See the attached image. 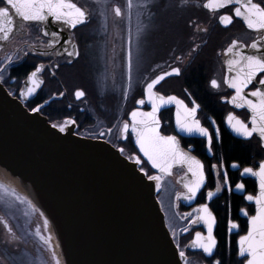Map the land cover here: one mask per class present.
Returning a JSON list of instances; mask_svg holds the SVG:
<instances>
[{
	"label": "snow or ice",
	"instance_id": "obj_1",
	"mask_svg": "<svg viewBox=\"0 0 264 264\" xmlns=\"http://www.w3.org/2000/svg\"><path fill=\"white\" fill-rule=\"evenodd\" d=\"M190 4V0H175L173 4L167 6L165 10L183 11ZM232 5V13L225 11L218 16L219 23L225 27L233 23L234 17H240L246 23L247 28L254 30L257 38L252 39L251 43H246L241 39H232L228 46L222 49V54L226 57L223 66L226 70L222 78H212L209 81V87L216 90L219 94L223 88L233 90L229 95H220V99L225 103H230L237 109H247L250 111V125L241 119L234 111L227 114V125L238 135L245 139L253 138L254 134L258 138L261 147H264V0H205L202 7L207 8L211 13L216 14L220 9H228ZM103 6L107 8L106 0ZM154 9H157L154 11ZM112 11L119 21L127 24L126 34L122 37L121 52L123 60L121 64L123 79L125 84L122 88V96L127 100L128 93L132 90L133 76H139L142 69V45L148 34L153 31V21L158 15V5L155 0H127L126 7L113 5ZM136 16L135 39L132 32L133 15ZM92 11L79 5L75 0H0V39L7 42L13 39V33L16 30L15 17L19 16L22 22L29 26L26 38L22 45L17 44L15 50L11 53L5 52L3 60L0 61V88H2L8 79L15 80V77L8 75V69L18 63L23 57L34 53L40 57L48 59V63H39L33 70L28 72L26 86L15 91L8 92V95L16 99L24 98L30 102L34 97L44 80L41 74L47 69L48 73L55 77L57 70L61 67L59 62L54 60L63 59L64 63L72 64L81 57L79 44L75 40V30L78 26L87 25L92 19ZM147 19L149 23L144 24ZM188 26L194 30V33L207 34V27L200 28L199 23L194 20L188 22ZM37 28V34L33 35L31 28ZM67 32V35H65ZM195 41V35L192 37ZM204 43L201 38L200 43L194 45L187 53L181 51L179 54L173 52L170 71H163L154 77L145 76L143 92L145 98L137 101V104L144 105L147 102L151 105V111H143L142 108H135L130 113V121L117 119L111 127H100L94 134L96 139H105V142L112 144L113 132H116V139L120 142H126L131 134L134 133L138 151L142 153L147 161L150 162L153 170H158L155 175H149L145 170L144 161L139 155H129L126 159L133 160L134 164L139 166V171L150 180L154 181L157 190L162 186L161 181L165 175H171L176 166L185 169L181 181L184 183L185 192L178 194L176 199L182 197L188 201L196 200L201 190L206 187L207 174L205 164L191 155L190 151H185L178 135H165L162 131V121L160 118L161 109L166 105H175V124L180 133H186L190 136H200L207 142V151L211 152L214 141L219 139L220 128L215 126L212 131L204 127L198 118V113L202 110V105L198 103L191 92H187L188 102L176 95H164L156 91L158 85L165 81L167 77L180 76L182 69L187 67L185 61H191L193 53H197ZM5 43L0 42V51H4ZM23 53V57L21 56ZM155 68H160L157 64ZM155 71V69H153ZM65 91L53 93L43 103L31 107L32 113H41L42 109L58 98L64 97ZM76 100H81L86 96L83 89H76L74 92ZM68 107H71L69 105ZM83 111V109H81ZM214 124L215 122L212 121ZM58 128L60 132H70L73 127L77 129L79 135V125L77 119L72 116L64 118L62 123L52 125ZM115 146V145H113ZM119 154H124L125 149H117ZM258 167H244L241 176L256 177L259 183V194L246 196L247 201H254L257 208L254 215L249 216L248 225L244 235L239 237V256L244 257L243 264H264V160L257 162ZM233 168L239 165L233 163ZM209 167L215 170L216 176L222 177L223 183L217 182L215 191H207L206 199L213 201L217 193H220L225 187L232 191V183L229 179V170L224 165L223 160L218 164H211ZM245 184L239 182L235 184L237 191L245 190ZM0 189H7L0 184ZM12 195H15L12 193ZM244 216H248L246 209L241 210ZM181 220H187V225L182 229L183 232H189L192 226L200 225L206 227L205 232L196 231L195 239L181 247L176 244L178 252V264H191L187 252L190 249H198L208 257L213 258L218 247V240L214 234V229L218 224V217L210 207L209 203H201L191 213L180 217ZM7 227V233L11 239L6 240V244H12L16 240V234L7 219L3 220ZM230 225L228 231L239 228L235 220H228ZM171 228V226H170ZM172 235L175 238V229L172 228ZM50 240V237L48 238ZM8 259L11 264H25L22 256H10ZM59 264V260H57ZM212 264H222V260L213 258Z\"/></svg>",
	"mask_w": 264,
	"mask_h": 264
},
{
	"label": "flooded vegetation",
	"instance_id": "obj_2",
	"mask_svg": "<svg viewBox=\"0 0 264 264\" xmlns=\"http://www.w3.org/2000/svg\"><path fill=\"white\" fill-rule=\"evenodd\" d=\"M77 1L81 6L89 8L93 14L87 25H81L75 30L74 38L79 44L81 57L72 64L64 63L62 58L54 60V63L59 62L61 64L56 76L52 77L46 69L41 74L44 84L41 85L34 97L30 98V102L24 98L18 100L28 109H31V107L43 103L53 93L66 90L64 97L46 105L40 114L45 116L52 124L62 123L65 117L72 116L77 119L79 135L90 138H94V134L100 127H111L117 119L129 121V114L136 108L137 101L144 98L145 76L151 78L163 71H169L171 66H177L173 64L172 57L163 58V19L181 21L184 16L187 18L191 14L196 16V12L200 9H204L210 19L214 17L211 20L215 21L211 25V20H208L207 24H199L201 29L205 27L209 29L208 39L204 40L197 53H193L190 62L185 61L187 67L182 69V74L167 77L156 88V91L164 95H176L184 99L185 102H188L189 99L185 90L191 92L196 101L202 105V110L198 113L202 125L208 128L209 131H212L215 126H219V139L214 141L211 152H208L207 142L204 138L183 136L176 130L174 107L166 108L160 114L164 134L178 135L182 148L185 151L191 150V154L205 164L206 187L201 190V194H198L193 204H189L183 197L177 200V195L185 192V188L178 182V177L184 174V170L182 167L176 166L173 168L171 175L164 176L163 190L159 192V199L166 214L167 226L171 234V229H175V238L173 239L181 247L190 245L194 240L196 231L205 232V234L206 231L204 226L196 225L192 226L189 232H183L182 229L188 222L179 224L180 214L191 213L199 204L209 203L218 217V224L214 229L218 247L213 258L221 259L222 264H240V260L243 264L245 258L239 257L237 240L246 233L248 228L247 217L254 214V206L247 202L246 196L249 194L255 195L257 188L253 179L242 177L241 173L244 167H258L257 162L264 160V147H261L255 135L251 139H239L227 129L225 118L230 111H234L245 122L249 121L250 113L247 109H235L230 103L222 101L220 95L230 96L233 90L223 88V91L218 94L216 90L209 87V81L212 78H222L226 70V66L222 67L226 58L222 54V49L226 48L232 39H241L246 43H251L252 39L257 38V34L254 30L248 29L246 23L237 17H234L233 23L227 27L219 23L218 16L224 14L225 11L233 14L232 8L234 6L232 5L228 9H220L216 14H213L209 9L202 7L205 0H190L189 6L183 11L165 10L175 0H155L158 5V15L152 24L154 30L148 34L142 45V69L138 78L133 76L132 90L128 93L127 100H124L122 88L125 81L121 68L123 60L121 46L123 43L122 37L126 34L127 24L115 17L112 6L118 4L125 8L127 0H106L107 8L103 6L104 0ZM135 2L136 0H134ZM168 12L169 14L166 15ZM143 23L147 24L149 21L144 19ZM28 30L29 26L26 23L19 29L13 39L6 43L4 51L0 53V61L3 60L5 52L11 53L14 51L18 43L22 45ZM31 31L33 35L37 34L36 27H32ZM135 31L136 16L134 14L132 20L134 39ZM21 56L23 57V53H21ZM41 62L47 64L48 59L31 52L28 56L23 57L12 68L8 69V75L16 79H8L4 85L6 89L12 92L24 88L28 72ZM157 64L160 65L158 69L155 68ZM76 89H83L86 96L81 100H76L74 96ZM69 105L71 107H68ZM102 106L103 108H101ZM144 109L148 110V107L145 106ZM212 121L215 123L213 124ZM74 131L77 133L75 127ZM111 139L112 145L125 149L124 155H138L132 134L126 142H120L116 139V132L114 131ZM236 151H239L240 159L230 157L231 153ZM221 159L229 170L232 191H228L225 187L220 193H217L213 201H208L204 194L209 190L215 191L217 182L223 183L222 177L218 178L215 170H212L209 165L218 164ZM233 163H236L239 167L233 168L231 166ZM143 166L149 175H155L145 161ZM239 182H243L246 186L243 192L237 191L235 188V184ZM168 183L169 186L172 184L171 187L175 189L173 199L166 196V189H169ZM4 186L7 192L0 189V264H11L8 257L13 255L22 256L25 263L31 260L33 264H36L34 258L32 259L26 252L18 247L15 248L14 244L5 243L6 240L11 239V236L7 233V227L3 220L7 219L11 225L16 234V240L14 241L16 242L18 238H30L26 233H29V230L25 226V220L30 221L31 215L28 214L27 208L24 206L25 202L9 187ZM12 193L15 195H12ZM242 209H246L249 215L244 216L241 212ZM228 220H235L239 224V228L228 231L230 227L227 223ZM187 255L191 264H212L213 261V258L204 256L198 250L190 249Z\"/></svg>",
	"mask_w": 264,
	"mask_h": 264
},
{
	"label": "water",
	"instance_id": "obj_3",
	"mask_svg": "<svg viewBox=\"0 0 264 264\" xmlns=\"http://www.w3.org/2000/svg\"><path fill=\"white\" fill-rule=\"evenodd\" d=\"M15 24L13 37L26 23L17 16ZM0 42L6 45L9 41ZM5 89L0 88V174L7 187L26 202L31 215L30 221L25 220L30 238L21 236L12 243L15 248L36 264H57V260L59 264H178L156 182L148 180L133 160L119 154L117 147L103 139L77 135L74 127L60 132ZM137 107L151 111L147 101ZM169 107L176 112L175 105H166L161 112ZM225 126L235 137L245 139L226 119ZM138 155L158 173L142 153ZM182 176L178 182L184 187ZM243 177L256 182L258 195V179ZM247 202L255 205L256 212L255 202ZM237 248L239 253V239Z\"/></svg>",
	"mask_w": 264,
	"mask_h": 264
},
{
	"label": "bare ground",
	"instance_id": "obj_4",
	"mask_svg": "<svg viewBox=\"0 0 264 264\" xmlns=\"http://www.w3.org/2000/svg\"><path fill=\"white\" fill-rule=\"evenodd\" d=\"M168 14L169 12L166 15ZM211 19L208 17L204 9H200L199 11H197L196 16L194 14H191L189 18L184 16V19H182L181 21L169 20L168 18L163 19V58L167 59L169 58V56L172 57L171 54H173V52H175L176 54H179L181 51L187 53V50L191 48L194 43L201 42V38L203 39V41L207 40V34L194 33V30L188 26V22L190 20H194L199 24H207V21ZM214 21L215 20H211L210 25L213 24ZM193 35H195V41H193L192 39ZM3 182H5V179L0 174V184H4ZM161 183L163 184V180L161 181ZM171 185L169 186L168 183L169 189H166V196L167 198L169 196V198L173 199L175 195V189H173ZM24 206L28 208L26 202ZM181 216L183 215L180 214L179 217ZM187 222V220H178L179 224H186ZM25 264H33V262L30 260Z\"/></svg>",
	"mask_w": 264,
	"mask_h": 264
},
{
	"label": "trees",
	"instance_id": "obj_5",
	"mask_svg": "<svg viewBox=\"0 0 264 264\" xmlns=\"http://www.w3.org/2000/svg\"><path fill=\"white\" fill-rule=\"evenodd\" d=\"M239 151H236V152H232L230 157L231 158H234V159H240L241 158V155L240 153H238Z\"/></svg>",
	"mask_w": 264,
	"mask_h": 264
},
{
	"label": "rangeland",
	"instance_id": "obj_6",
	"mask_svg": "<svg viewBox=\"0 0 264 264\" xmlns=\"http://www.w3.org/2000/svg\"><path fill=\"white\" fill-rule=\"evenodd\" d=\"M134 78H138V76H136L135 74H134ZM105 106V105H104ZM101 108H103V106L101 107ZM103 110V109H102ZM255 164H257L256 162H255ZM162 186H163V184H162ZM161 186V187H162ZM163 200V199H162ZM240 264H241V260H240Z\"/></svg>",
	"mask_w": 264,
	"mask_h": 264
}]
</instances>
